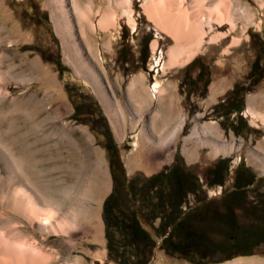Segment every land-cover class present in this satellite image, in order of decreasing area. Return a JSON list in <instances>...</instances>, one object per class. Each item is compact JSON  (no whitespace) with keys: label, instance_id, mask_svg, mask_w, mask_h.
Instances as JSON below:
<instances>
[{"label":"rangeland","instance_id":"1","mask_svg":"<svg viewBox=\"0 0 264 264\" xmlns=\"http://www.w3.org/2000/svg\"><path fill=\"white\" fill-rule=\"evenodd\" d=\"M78 1L79 6L83 3L81 9L91 6L89 16L95 32L80 21L74 0H0V69L11 67V78L0 82L9 89L8 97L0 101V113L12 114L20 122L25 119L22 132L27 136L25 146L32 157V169L43 170V179L58 190L57 195L68 189L74 195L89 190L94 199L90 221L71 230L77 234L78 245L63 248L66 235H49L47 246L60 245L68 263L78 259V264H122L110 253L106 237L104 202L112 192L113 176L104 115L128 178L169 170L181 154L200 186L188 193V207L219 194L222 187L209 184L213 179L209 170L218 159L230 158L223 189H232L235 169L244 161L256 177L248 196L264 197V164L254 154L264 155V122L249 111L254 107L264 113V0H236L252 12L250 20L237 16L234 28L228 22H214L192 58L198 57L197 62L176 66H168L176 40L149 16L145 0H132L133 19L115 0L108 6L109 17L102 25L100 18L107 7ZM207 2L211 8L213 1ZM53 10L61 15L65 31L71 32L70 50L64 45ZM219 33L224 35L211 40ZM234 37L239 42H233ZM79 59L93 71L80 61L76 67L73 61ZM199 74L201 79H197ZM135 79L137 88L132 90ZM230 102L241 103L242 111L232 110ZM48 114L52 119H45ZM182 120L181 130L171 137ZM195 129L198 135H194ZM70 132L75 141L67 140L73 135ZM217 146L227 150L218 151ZM159 223L157 219L153 225ZM143 225L159 242L158 231L145 220ZM125 248L121 245L120 250ZM147 257L148 264H264V244L251 255L199 263L156 246Z\"/></svg>","mask_w":264,"mask_h":264},{"label":"bare ground","instance_id":"2","mask_svg":"<svg viewBox=\"0 0 264 264\" xmlns=\"http://www.w3.org/2000/svg\"><path fill=\"white\" fill-rule=\"evenodd\" d=\"M88 1L90 5L99 2L101 3L100 7L103 5L107 7L103 10L105 12L100 18L102 25L109 17L108 6L115 0ZM212 1V7L208 8L207 3L209 1L207 2V0H145L146 11L149 16L155 19L176 40V44L171 47L169 52L168 66H176L182 62L191 61L204 43L208 32L213 29L214 22L219 25L228 22L234 28L237 24L235 23L237 16L246 20L251 18L252 12L245 4H240L236 0ZM74 2V11L79 16L80 21H85V25L88 23L90 30L95 32V23L92 21L93 18L91 19L89 16L92 12L88 7L91 8V6L86 7L88 10L86 8L84 10L80 8L83 4L82 1L80 6L78 0H74ZM116 2L133 19L132 0H117ZM126 6L129 9H126ZM53 13L59 33L62 34L64 45L70 50L71 32L67 33L66 29L63 28L64 21L57 10H53ZM133 21L135 22V20ZM83 30L85 31L84 28ZM222 35L224 33L213 35L211 40H216ZM233 42H239V38L234 37ZM79 61L81 66L93 71L92 67L82 59L73 61L76 67H78ZM10 69L11 67L7 71L0 69V82L11 78ZM137 84L138 79H135L132 82V90L137 88ZM8 95L9 89L0 84V101ZM36 106L38 107V105ZM249 111L253 116H259L264 122V113L257 112L254 107H251ZM45 119L49 120L52 117L48 114ZM183 121L173 129L171 137H175L179 133ZM17 126L20 127L18 128L20 130L19 136H17ZM25 126V119H21L20 122L12 114L8 116L0 113V264H78V259L75 263L64 261L63 252L65 250L58 248L60 245L49 248L46 241L49 235H66L67 240L63 241L65 246H61L63 248L67 245L70 247L77 246V234L71 230L90 221L91 204L94 199L91 200V196L88 194L89 190L84 191L85 193L82 195H74L68 189L65 193L62 192L63 194L57 195L58 190L51 189L43 179V170L34 171L32 169V157L25 146L27 136L22 132V128ZM198 134V129H195L194 135ZM76 139L74 134L67 136L68 141H75ZM147 139L152 140L149 136ZM226 145L228 149L233 148L232 144ZM216 148L218 151L227 150L220 146ZM254 154L264 164V155ZM17 217L20 219L18 220Z\"/></svg>","mask_w":264,"mask_h":264},{"label":"trees","instance_id":"3","mask_svg":"<svg viewBox=\"0 0 264 264\" xmlns=\"http://www.w3.org/2000/svg\"><path fill=\"white\" fill-rule=\"evenodd\" d=\"M46 17L48 18L47 13ZM197 60L198 57L192 60L189 65L196 63ZM197 79H201L200 74ZM206 82V86H208L210 79ZM237 91L238 85L234 87L233 93L236 95ZM230 103L233 105L232 110L242 111L241 103L238 105H234V102ZM104 119L107 121L109 131L114 139V133L105 115ZM118 151L117 148V151H111L110 155L113 189L104 202V217L106 219V237L109 251L112 255L117 256L122 264L149 263L150 260L147 254L152 253L157 239L144 227V220L154 227L155 232L158 231L156 237H161L170 226H173L170 238L174 237L177 241L188 234V228L191 230L189 236L192 235V239L194 236L200 235L199 229L203 230L205 228L208 232L213 231L215 220L210 217L209 219L201 216L185 218L182 214V201L188 193L194 192L200 186L196 183L193 174L186 169L181 154H177V163L169 170H161L150 176L136 175L128 178L126 167ZM230 161V158H220L211 169L209 168L210 170L208 169L212 176L215 174L220 176L219 181L214 178L210 180V185L225 182ZM242 168L245 169L246 173L250 171L249 168L245 167L244 161L236 167V184L231 191H244L250 188H246V184L240 182L239 170ZM254 177L255 175L251 172L252 181L255 180ZM143 205H146V208L143 209ZM224 206L228 207L227 204ZM222 207L221 205L220 208L222 209ZM244 213L253 216L249 209H245ZM160 215L162 216V223L156 227L153 223ZM181 224L187 225L188 228L177 226ZM116 233L120 234L122 239L117 237ZM121 245L132 250L126 248L127 251L120 250ZM133 255L135 258H132Z\"/></svg>","mask_w":264,"mask_h":264},{"label":"flooded vegetation","instance_id":"4","mask_svg":"<svg viewBox=\"0 0 264 264\" xmlns=\"http://www.w3.org/2000/svg\"><path fill=\"white\" fill-rule=\"evenodd\" d=\"M102 121L106 120L102 119ZM104 135L110 144V153L111 151H117L118 147L113 142L108 125ZM239 176L241 177L240 182L246 184V188L255 184L256 180L252 181L250 171L246 173L245 169L242 168L239 170ZM213 178L216 181L220 180L218 174H215ZM235 184L236 172L232 189L235 188ZM214 185L222 187V190L214 199L205 197L196 203H189L187 207L188 201L186 196L181 203L182 214L185 218L201 216L207 219L210 217L215 220L213 231L208 232L207 229L203 228L202 230L198 227L200 235H196L192 239V235L189 236L191 230L187 225H177L178 227L185 226L188 228V234L177 241L174 237L170 238L171 232L173 231V226H170L167 232L160 237V241H157L156 247L162 248L168 254L175 253L191 262L199 263L208 260H226L235 256L251 255L254 249L264 244V197L251 198L248 196L247 190H224L225 182L215 183ZM225 204L228 207H225ZM221 205L223 206L222 209L220 208ZM238 209L241 210V214L238 213ZM245 209L251 210L254 221H243V217L250 216L244 213ZM157 219L160 221L158 225L160 226L162 216L157 217L155 221Z\"/></svg>","mask_w":264,"mask_h":264}]
</instances>
